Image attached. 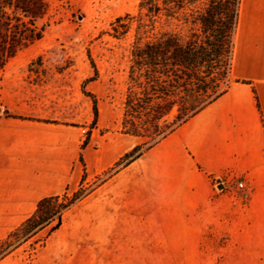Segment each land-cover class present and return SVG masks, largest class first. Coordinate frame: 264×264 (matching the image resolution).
Here are the masks:
<instances>
[{
  "label": "rangeland",
  "instance_id": "rangeland-1",
  "mask_svg": "<svg viewBox=\"0 0 264 264\" xmlns=\"http://www.w3.org/2000/svg\"><path fill=\"white\" fill-rule=\"evenodd\" d=\"M137 4L138 0L53 2L58 11L53 10L43 37L19 52L0 73V180L20 159L21 139L15 132L29 127V122L75 126L81 144L89 134V141L93 134L92 144L121 139L117 131L132 33L119 40L107 33L117 17L136 14ZM40 55H45L43 68L49 74L56 73L65 56L71 57L73 67L63 89L35 85L28 78V65ZM88 55L98 75L83 85L93 76ZM83 91L97 102L92 130V102ZM4 112L20 119L7 118ZM128 141L130 145L138 142L135 138ZM80 164L85 166L84 161ZM109 169L87 180L84 172L83 186L96 187ZM234 179L215 184L209 207H177L173 215L149 207L134 185L112 199L89 198L72 207L42 244L44 232L0 264H264V225L243 221L250 192L242 178ZM240 182L244 188L237 189ZM111 183L119 187L118 181ZM78 188H68L67 193ZM8 211L0 209V216ZM262 211L258 205L256 212ZM18 225L0 223V239Z\"/></svg>",
  "mask_w": 264,
  "mask_h": 264
},
{
  "label": "crops",
  "instance_id": "crops-1",
  "mask_svg": "<svg viewBox=\"0 0 264 264\" xmlns=\"http://www.w3.org/2000/svg\"><path fill=\"white\" fill-rule=\"evenodd\" d=\"M246 1V10L245 0L240 4L227 92L77 204L112 199L134 185L149 207L173 215L177 207H209L215 184L242 178L250 192L243 221L264 225V0ZM242 81L253 85L260 112L250 85ZM29 123L15 132L21 156L0 180V209L9 210L0 223L23 222L40 199L75 189L84 172L87 180L109 169L139 143L130 145L132 137L120 134L121 139L92 144L91 134L81 149L75 126Z\"/></svg>",
  "mask_w": 264,
  "mask_h": 264
},
{
  "label": "trees",
  "instance_id": "trees-1",
  "mask_svg": "<svg viewBox=\"0 0 264 264\" xmlns=\"http://www.w3.org/2000/svg\"><path fill=\"white\" fill-rule=\"evenodd\" d=\"M54 1L0 0V73L19 52L43 37L55 15L53 10L58 11L52 6ZM240 4L241 0H138L136 14H124L110 23L107 35L111 38L119 40L132 33L117 132L139 143L105 172L106 178L96 187L83 186V173L79 188L71 195L66 188L59 195L40 199L34 212L0 239V261L44 232L42 244L75 204L227 92ZM88 58L93 76L83 85L98 75ZM44 60L45 55H40L28 65V78L35 85L63 89L73 67L71 57L65 56L56 73L50 74L43 68ZM241 83L250 85L260 112L253 85ZM84 95L92 102V130L98 117L97 102L90 93ZM4 116L20 119L7 112ZM89 135L81 149L87 146ZM79 162H83L81 155Z\"/></svg>",
  "mask_w": 264,
  "mask_h": 264
},
{
  "label": "built area",
  "instance_id": "built-area-1",
  "mask_svg": "<svg viewBox=\"0 0 264 264\" xmlns=\"http://www.w3.org/2000/svg\"><path fill=\"white\" fill-rule=\"evenodd\" d=\"M81 134H85V130H81ZM234 178L233 177H228L226 179V182L228 183H233L234 182ZM237 189H242L244 188V184L242 182L238 183L237 186H236Z\"/></svg>",
  "mask_w": 264,
  "mask_h": 264
},
{
  "label": "bare ground",
  "instance_id": "bare-ground-1",
  "mask_svg": "<svg viewBox=\"0 0 264 264\" xmlns=\"http://www.w3.org/2000/svg\"><path fill=\"white\" fill-rule=\"evenodd\" d=\"M244 9H245V10L247 9V1H246V4H245V6H244Z\"/></svg>",
  "mask_w": 264,
  "mask_h": 264
}]
</instances>
